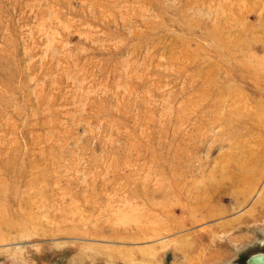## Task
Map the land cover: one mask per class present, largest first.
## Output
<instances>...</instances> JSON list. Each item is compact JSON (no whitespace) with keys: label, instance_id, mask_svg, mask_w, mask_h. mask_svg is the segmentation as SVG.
Returning a JSON list of instances; mask_svg holds the SVG:
<instances>
[{"label":"rangeland","instance_id":"1","mask_svg":"<svg viewBox=\"0 0 264 264\" xmlns=\"http://www.w3.org/2000/svg\"><path fill=\"white\" fill-rule=\"evenodd\" d=\"M264 258V0H0V264Z\"/></svg>","mask_w":264,"mask_h":264},{"label":"bare ground","instance_id":"2","mask_svg":"<svg viewBox=\"0 0 264 264\" xmlns=\"http://www.w3.org/2000/svg\"><path fill=\"white\" fill-rule=\"evenodd\" d=\"M253 263L252 264H264V258H260V259H253Z\"/></svg>","mask_w":264,"mask_h":264}]
</instances>
